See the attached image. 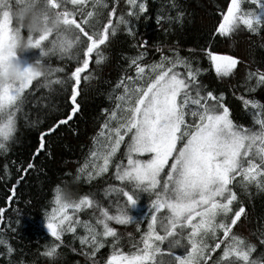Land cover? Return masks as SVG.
Returning a JSON list of instances; mask_svg holds the SVG:
<instances>
[{
  "label": "snow or ice",
  "instance_id": "obj_1",
  "mask_svg": "<svg viewBox=\"0 0 264 264\" xmlns=\"http://www.w3.org/2000/svg\"><path fill=\"white\" fill-rule=\"evenodd\" d=\"M170 6L175 15L161 8L153 18L147 0H0V153L9 152L7 142L19 121H28L25 107H54L41 103L37 89L61 95L65 109H56L38 131L26 164L11 161L18 175L5 199L9 211L20 202L17 186L36 168L33 160L44 153L50 157L47 137L63 126L78 132L71 125L83 111L81 84L92 78L90 64L105 59L101 46L121 26L136 40L134 54L124 57L112 85V107L100 110L103 122L83 162H77L75 179L83 178L90 190L70 199L57 184L52 206L43 213L45 234L54 241L42 255L52 260L67 248L83 264H264V221L253 233L255 242L234 232L247 215L241 195L253 187L264 192V96H257L264 93V68L201 49L217 77L231 78L238 65L244 66L231 94L249 117L245 126L234 118L225 92L209 90L202 81L207 69L191 49L182 55L175 41L137 39L142 16L145 23L154 19L157 28L165 21L182 23V5L171 0ZM219 15L213 36L244 29L264 39V0H226ZM100 18L106 22L100 24ZM0 167L11 179L7 158ZM93 182L102 185L93 189ZM5 211L0 207V224L14 233L17 222L5 221ZM129 225L135 234L120 231ZM0 245V264H33L8 240L0 238Z\"/></svg>",
  "mask_w": 264,
  "mask_h": 264
},
{
  "label": "trees",
  "instance_id": "obj_2",
  "mask_svg": "<svg viewBox=\"0 0 264 264\" xmlns=\"http://www.w3.org/2000/svg\"><path fill=\"white\" fill-rule=\"evenodd\" d=\"M106 2L110 4L111 0H106ZM147 3L148 15L153 18L156 16L157 10L161 8H163L164 13L175 15V10H172L170 6L171 0H147ZM178 3L182 5L181 10L185 12L182 23L173 21L170 26L165 21L157 28L154 19H149L145 23L142 16L139 21L137 39L147 38L150 44L153 41L167 44H172L175 41L179 44L182 55H188L187 50L191 49L193 55L200 59L201 66L207 69V72L200 77L202 81L209 90L224 91L226 102L233 109L234 118H238L239 123L248 126L250 124L249 117L242 110L239 99L231 94V86L240 80L244 66L238 65L235 75L231 78L217 77L206 57L201 55V49L210 47L222 53L239 56L248 63V67L251 69L264 68V39L244 29L228 37L212 35L215 26L221 19L219 13L224 10L226 0H178ZM244 6L249 7L250 5ZM104 15H106V11ZM99 22L103 24L106 21L100 18ZM164 29H169L167 34H165ZM109 41L100 48V53L105 59L98 66L90 64V67H95L92 78L88 81H82V99L80 102L83 111L79 114V118L73 120L71 125L73 128H78V132L73 134L69 131L68 126H63L57 133L47 137L51 155L49 157L47 153H44L33 160L36 168L30 170L23 182L17 186L16 195L20 202L13 204L12 211L7 210L5 203L8 189L18 175L11 161H15L16 164H26L29 161L33 146L37 142L38 131L43 130L48 120L55 115L56 109L60 112L65 111L62 106V96L51 89H37L35 95L43 97L41 103L54 105V107L51 111L36 106L25 107L23 111L28 114V121H19L14 139L7 142L9 152L6 155L0 153V165L7 158L9 161L8 172L11 174V179H9L4 169L0 167V207H6L5 221L11 217L12 221L17 222L13 225L14 233H9L0 224V229H3L0 231V238L8 240L12 245L21 249L33 264H73L76 260H80L83 264L82 257L75 256L67 248H62L60 255L55 260L42 255L45 246H51L54 241L50 234H45L43 213L50 210L52 206L50 201L54 197L53 189L57 184L61 186L70 199L90 190L89 186L83 183V178L81 180L75 179L77 162H83L92 143V137L96 135L99 125L103 122V115L100 110L112 107V101L108 99L110 95H116L112 90V85L119 78L121 70L124 69V57L134 54L133 45L136 43V40L124 33L122 26L114 35L110 34ZM158 55L157 53L152 59L158 58ZM57 63V60H52L54 66ZM72 66V63H67L68 68ZM129 74H131V70H129ZM57 87L53 85V89ZM238 91L242 92V89ZM257 96H264V93H257ZM39 121H44V123L41 124ZM67 172H70L71 175H64ZM101 185L102 182H93L92 188L96 189ZM240 198L244 202L247 215L242 216L243 223L238 221V226L234 227V232L255 242L257 237L253 233L264 221V192L253 187L251 194H242ZM25 201H30V203L25 204ZM16 208L22 210L21 214L17 215ZM141 226L143 227V225ZM120 231L135 234L133 225H129L127 228L121 227ZM64 240L65 243L71 241V235L66 234ZM76 244L78 246V242ZM2 247L0 245V249ZM124 250H129L126 245ZM177 251L181 252L182 250L177 249ZM101 254L106 256L108 250L102 249Z\"/></svg>",
  "mask_w": 264,
  "mask_h": 264
}]
</instances>
